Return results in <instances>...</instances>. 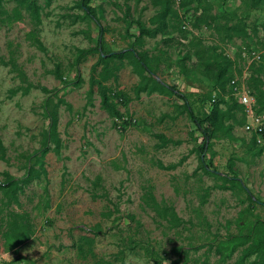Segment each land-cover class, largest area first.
<instances>
[{
    "label": "rangeland",
    "instance_id": "obj_1",
    "mask_svg": "<svg viewBox=\"0 0 264 264\" xmlns=\"http://www.w3.org/2000/svg\"><path fill=\"white\" fill-rule=\"evenodd\" d=\"M79 1L38 0L36 23L15 0H3L0 137L8 161H0V173L23 175L24 156L41 147L47 111H57L61 142L59 154L50 151L44 157L46 177L34 180L20 196L21 208L14 207L29 213L34 234L17 251L5 252L0 241L3 264H93L99 259L123 264H233L241 249L222 261L209 245L246 233L256 220L264 222V155L243 131L245 107L238 104L233 117L224 119L226 129L214 135L202 156L217 175L201 169L203 138L183 112L182 101L167 93L136 95L139 78L129 65L118 72L116 82H105L131 100L126 106L117 104L129 122L118 124L101 109L96 86L90 91L91 68L98 56L89 55L74 65L77 49L94 47L99 35ZM89 5L103 26L105 47L112 52L130 47L129 36L139 33L137 23L151 27L150 19L160 9L154 0H91ZM194 7L177 10L183 21L192 20ZM205 7L215 20L210 28L202 25L193 38L166 46L162 40L167 36L143 37L135 46L159 60L157 80L175 87L195 113L204 114L217 101L219 109L226 110L231 88L227 82L219 95L196 53L216 46L233 60L231 79L247 90L251 65L264 66V5L252 9L247 2L207 0ZM15 10L20 12L18 19L13 17ZM227 14L236 17L229 20ZM238 22L245 24L244 33L226 40L224 26ZM186 52L190 59H184ZM56 66L67 82L76 76L81 82L57 80ZM27 84L32 86L27 94L14 93ZM161 137L177 143L162 146ZM159 164L175 167L162 169ZM219 176L236 178L258 203L249 209L247 193ZM95 226L101 232L91 247L94 257L86 253L83 258L77 248Z\"/></svg>",
    "mask_w": 264,
    "mask_h": 264
},
{
    "label": "trees",
    "instance_id": "obj_2",
    "mask_svg": "<svg viewBox=\"0 0 264 264\" xmlns=\"http://www.w3.org/2000/svg\"><path fill=\"white\" fill-rule=\"evenodd\" d=\"M38 0H15L20 7H24L30 11L31 18L39 23L38 11L39 5ZM91 0H80L78 2L79 7L83 8L85 16L90 19L99 29V35L96 40L95 46L85 49H77V55L74 60V65L84 60L89 55H97V61L91 68V76L89 79L90 91L96 86L97 92L100 98L101 109L106 111L110 117L114 118L117 123L120 122L123 125H127L129 122L123 120V115L118 111L117 104L126 106L131 100L121 91H111L105 82L112 79L113 82L117 81L118 72L123 69L126 65L132 67L133 72L138 76L139 83L134 87L133 91L136 95L140 93L153 94V93H167L178 100L182 101L181 108L183 112L187 113L191 123L194 125L197 131L202 135V144L199 148V159L202 164L201 169L207 175H217L215 171L211 170L209 166L205 164L204 158L202 157L210 146V140L214 135L223 129V121L232 115L234 109H240L232 93V87L230 86L231 81H235L237 86H240L237 80L231 79L229 74L232 73L233 60L225 55L222 51H218L216 46H209L206 50L196 53L198 61L202 63L203 73L208 76L213 83L215 89L220 92L225 91V85L229 82L231 88L230 102L226 103V110L219 109V101L214 102L211 110L204 113H195L191 103H189L186 95L178 91L175 87L169 86L162 81L155 78L156 70L158 69L157 58L150 59L146 52H139L135 49V46L142 44L143 37L155 38L158 35L167 36L162 42L166 46L178 44L179 38L186 39L187 36L193 38L194 32L199 30L202 25L206 28H210L214 22V18L211 17L205 7L207 0H154L155 5H159L160 9L150 19V26L145 27L143 24L137 23L139 33L136 36H129L133 39L132 44L127 49L118 52H112L105 47V42L102 38L103 26L96 15L95 9L91 7ZM223 3L247 2L252 9H256L260 4L264 5V0H221ZM3 0H0V14L4 13ZM177 6V9L175 8ZM191 5H195L192 8L193 18L191 21L185 22L179 15L177 10H184ZM20 12L15 10L13 17L19 18ZM7 17H11L8 16ZM223 17V16H218ZM229 20H232L236 16L233 14L229 15ZM185 26H188L186 28ZM264 29V24H261ZM245 24H238L224 26V37L226 40H231L237 34L244 33ZM34 35V33H32ZM176 35V36H175ZM33 41L40 51H45L42 43L39 39L34 36ZM251 53L250 56L252 57ZM191 54L185 53L184 59H190ZM260 59V56H259ZM100 70L97 71V68ZM250 70L252 71L250 76V82L248 83L247 92L255 100V106L253 107L256 113L264 112V78H260V75L264 74V66L259 64L258 66L251 65ZM53 74L57 80H60L64 84H72L81 82L79 76H76L73 82H67L59 72L58 66L55 67ZM20 77L24 78L22 72L19 73ZM32 87L30 84L21 86L17 90H21L22 94H27ZM241 87V86H240ZM41 92L48 93L49 91L44 87H37ZM223 102L222 100H220ZM59 103H63L62 100H58ZM47 108V102L44 104ZM242 106V105H241ZM243 107V106H242ZM46 128L43 132L41 147L34 152L32 155L24 156V164L22 169L24 173L21 177L16 178L7 172H1L0 176V241L2 247L7 251H17L20 246L28 242L33 234L34 228L30 219V215L26 211H17L16 208H21L20 196L25 193V190L34 180H40L41 177L45 178L47 173L45 170V155L52 151L55 154H59L61 142L58 134V116L55 109L47 111L45 114ZM115 122L114 125L118 126ZM119 124V123H118ZM162 146L167 144H176L170 139L161 137ZM251 145L256 148L258 153L261 154V150L255 146L254 138H251ZM6 148L3 145L0 137V161L7 162ZM162 169L174 168V165L163 166L159 164ZM231 169V166H230ZM224 182L231 184V187H237L247 193L246 188L243 184L236 180L234 177L219 176ZM224 188V187H222ZM247 199L249 201V209H252L255 203H258L247 193ZM88 232L92 234L91 237L84 236L81 238L82 244L77 248L79 254L85 258L86 253H89L92 257L94 254L91 251V247L94 243L95 236L101 232L99 226L91 228ZM83 246H87V251ZM209 249L220 257L222 261L230 259L239 249L241 254L233 264H264V222L256 220L246 233L239 232L237 234L227 235L224 240L219 241L215 246L209 245ZM180 250L177 254L180 253ZM123 254L122 251L119 252ZM8 264V263H7ZM93 264H123L120 262H112L106 260H96ZM170 264H175L171 262Z\"/></svg>",
    "mask_w": 264,
    "mask_h": 264
},
{
    "label": "built area",
    "instance_id": "obj_3",
    "mask_svg": "<svg viewBox=\"0 0 264 264\" xmlns=\"http://www.w3.org/2000/svg\"><path fill=\"white\" fill-rule=\"evenodd\" d=\"M253 59H259L258 54H253ZM232 95L236 101H238L244 109V113L247 117V121L243 126L244 133L248 134L250 139L254 138V143L257 148L261 150V154L264 155V112L256 113L253 109L255 106V100L249 95L247 90L243 86H237L235 81H231ZM0 251V264H3L2 255ZM4 254H6L4 252Z\"/></svg>",
    "mask_w": 264,
    "mask_h": 264
}]
</instances>
